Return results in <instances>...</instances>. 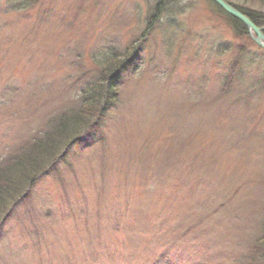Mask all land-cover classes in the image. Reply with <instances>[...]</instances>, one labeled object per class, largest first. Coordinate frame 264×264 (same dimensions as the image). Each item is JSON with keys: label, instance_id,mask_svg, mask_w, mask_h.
<instances>
[{"label": "rangeland", "instance_id": "1", "mask_svg": "<svg viewBox=\"0 0 264 264\" xmlns=\"http://www.w3.org/2000/svg\"><path fill=\"white\" fill-rule=\"evenodd\" d=\"M228 15L214 0H0V184L64 150L0 208V264H264V47ZM103 81L111 106L91 92Z\"/></svg>", "mask_w": 264, "mask_h": 264}, {"label": "trees", "instance_id": "2", "mask_svg": "<svg viewBox=\"0 0 264 264\" xmlns=\"http://www.w3.org/2000/svg\"><path fill=\"white\" fill-rule=\"evenodd\" d=\"M242 14L246 15L254 24H256L258 27H260L261 29H263V32H264V14L263 13H258L257 11H250V10H244V9H239L237 8ZM230 18H232L230 15H228ZM233 20L236 21V19L232 18ZM240 25H242L241 23H239ZM242 27H244V25H242ZM132 51H134V47L132 48ZM121 59H118V58H111V60H109L107 63L111 62L110 63V67L114 68V70L116 68H118V64H119V61ZM106 63V64H107ZM104 81L102 82L100 88H93L91 90L92 93H95L96 95V92L100 93V91L105 88V83ZM104 85V87H103ZM91 87L88 88V90L90 89ZM107 90H108V97H109V102L108 105L111 106L112 104H114L116 102V100L114 99V91L116 90V88H114L113 86L111 85H108L106 86ZM86 90L83 95H82V101H86V99L88 98V95H89V91ZM101 96V94L99 95V97ZM98 98V97H97ZM113 102V103H112ZM112 103V104H110ZM96 108H98V111H100V108L102 109L103 108V104H102V101H98L97 104H96ZM99 116H95V118H98ZM93 119V121H94ZM92 124V121L88 122L87 121V124L83 125L80 129L76 130V131H73L72 133H70L64 140V144H63V148L64 149H67L69 148L70 146H74L76 144H78L82 137L81 134L84 133L87 129L90 128ZM49 135V134H48ZM47 135V136H48ZM40 141H37L35 143L34 146H40ZM64 150L60 151L58 154L54 155L52 158L50 159H45V163H43L41 166L39 165V167L37 168V170L33 173V174H28L27 172H24V175L26 176L24 180L22 179H19V178H14L13 180L16 181V186L14 187L15 189L13 191H15L16 189H18V191L16 192V194L13 195V191H9V186L12 184L13 185V181H6L4 182L3 184L1 183L0 184V208H1V211H4L6 209H9L10 208V203L11 205L18 200V198H26L25 195L26 193L29 191L30 192V189L33 188V186L35 185V183L37 182V177L38 175L40 174H43L46 172V170L48 168H50V164H53V162H55L56 160H59L60 158L62 159L61 155L63 153ZM47 158V157H46ZM45 165V166H44ZM14 166V165H13ZM44 166V167H43ZM6 184H8L9 186L6 187ZM19 187V188H18ZM11 192L9 195H13L11 196L10 199H7L5 198L6 197V194ZM4 193V195H3ZM4 196V197H3ZM0 211V212H1ZM6 212L3 213V216L5 215ZM7 214V213H6ZM264 243V236H262L260 238Z\"/></svg>", "mask_w": 264, "mask_h": 264}, {"label": "water", "instance_id": "3", "mask_svg": "<svg viewBox=\"0 0 264 264\" xmlns=\"http://www.w3.org/2000/svg\"><path fill=\"white\" fill-rule=\"evenodd\" d=\"M220 7L227 13L234 16L236 19L241 20L247 27L254 29L258 34L257 43L264 47V33L262 29L257 27L247 16L238 11L235 7L229 5L224 0H214Z\"/></svg>", "mask_w": 264, "mask_h": 264}]
</instances>
